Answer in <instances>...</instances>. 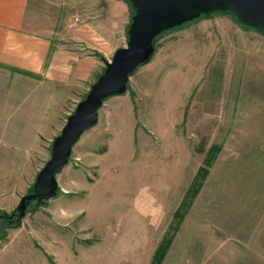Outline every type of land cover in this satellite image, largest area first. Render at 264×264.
Wrapping results in <instances>:
<instances>
[{
    "label": "rangeland",
    "instance_id": "374dc122",
    "mask_svg": "<svg viewBox=\"0 0 264 264\" xmlns=\"http://www.w3.org/2000/svg\"><path fill=\"white\" fill-rule=\"evenodd\" d=\"M89 2L30 0L26 27L46 36L66 33L71 23H77L75 16L79 8L88 7ZM161 44L162 52L158 53ZM156 48L153 57L172 52L179 58L191 57L193 76H131L126 92L134 109L142 113L135 140L128 148V159L124 156L115 162L109 160L110 156L106 163L115 162L116 168L107 167L100 176L91 173L93 178L89 181L95 191L88 196L84 193L67 198L60 196L39 206L29 202L26 206L29 211L20 220L19 228L4 230L6 237L8 234L10 237L7 248L6 237L0 239V247L5 248L0 252V264H49L47 258L51 257L56 264H90L96 247L104 253L106 247L119 248L121 243H126L125 239L112 237L111 232L122 234L126 223L121 224L120 218L128 214L131 220L137 207L142 208L139 205L142 202L151 206L146 211H150L149 220L155 216L158 223L154 227L167 229L159 246L163 239L173 238L174 228L180 225L181 221L171 218V213L184 214L185 206L191 202L196 207L193 212L200 216V204L204 202L246 200L264 195L254 194L264 191V37L241 27L225 13L216 14L210 20L198 19L164 34L156 42ZM167 85H171L169 89ZM180 91L183 93L179 94ZM108 102L116 106L121 103ZM212 146L216 147V154L206 168L205 179L198 180L201 183L198 193L192 197L191 185L198 170L204 167ZM51 147L52 144L48 159L39 162L37 169H31V181H35L50 159ZM68 165L73 170L82 168L81 159L74 153ZM4 180L0 178V210L15 214L16 218L21 197L31 193L34 183L29 190L7 194L3 191L5 184L12 183L19 189L21 178H9L5 183ZM102 186H108L110 191L101 192ZM64 199L77 203L74 213L57 214ZM72 206L67 211H73ZM214 208L211 210L217 211ZM169 220L171 223L167 226ZM5 224L0 223V232ZM128 227L130 231L132 227L135 229L136 220ZM151 229V224L145 227V252L157 242V238L152 240ZM127 243L131 260L137 249L140 251L142 242L130 235ZM43 252L48 254L47 258Z\"/></svg>",
    "mask_w": 264,
    "mask_h": 264
},
{
    "label": "crops",
    "instance_id": "0c3cea01",
    "mask_svg": "<svg viewBox=\"0 0 264 264\" xmlns=\"http://www.w3.org/2000/svg\"><path fill=\"white\" fill-rule=\"evenodd\" d=\"M89 1L88 7L79 8L77 23L67 25L66 33L46 36L26 27L30 0H0V178L5 183L9 178L20 177L22 184L18 189L6 183L3 191L7 194L31 188V169H37L39 162L48 159L49 147L73 106L103 73L105 63L115 51L126 46L132 15L130 4L126 0ZM161 46L158 53L162 52ZM153 56L131 76H193L191 57L179 58L174 52L160 58ZM111 100L121 103L109 105ZM141 113L134 109L127 92L107 98L98 111L96 125L84 132L72 149L81 159L82 168L73 170L67 164L56 175L59 193L54 199L92 194L95 186L89 181L93 178L91 173L100 176L107 167L116 168L115 162L124 156L128 159ZM110 156L109 160L115 161L112 165L106 163ZM102 187L101 192L110 191L108 186ZM233 191L237 192V188ZM258 193L264 191L254 192ZM250 199L201 203L200 216L193 212L196 207L191 202L160 264H264V195ZM70 205L73 211H67ZM139 205L142 208L137 207L133 219L128 214L120 218L121 224L126 223L122 234L111 232L112 237L125 239L126 243L119 248L106 247L104 253L96 247L90 264H151L167 229H156L155 216L149 220L151 214L146 211L151 206L145 202ZM76 206L77 203L64 199L57 214L74 213ZM213 207L217 211L211 210ZM135 220L137 227L130 231L128 226ZM170 223L171 220L167 226ZM149 224L154 233L152 240L157 238V242L145 252V227ZM130 235L142 242L131 260L127 243ZM9 237L8 234L4 242L6 248ZM4 249L2 245L0 252ZM43 254L48 257L46 252ZM58 260L60 252L56 255Z\"/></svg>",
    "mask_w": 264,
    "mask_h": 264
},
{
    "label": "water",
    "instance_id": "95a60500",
    "mask_svg": "<svg viewBox=\"0 0 264 264\" xmlns=\"http://www.w3.org/2000/svg\"><path fill=\"white\" fill-rule=\"evenodd\" d=\"M132 10L127 43L105 63L103 74L76 106L60 134L54 139L50 159L39 171L32 192L22 196L18 217L23 218L31 201L51 200L58 195L56 175L68 164L72 149L82 134L97 123L103 102L126 92L129 77L154 54L153 40L163 32L191 23L200 17L230 13L236 21L264 37V0H126Z\"/></svg>",
    "mask_w": 264,
    "mask_h": 264
},
{
    "label": "trees",
    "instance_id": "16d2710c",
    "mask_svg": "<svg viewBox=\"0 0 264 264\" xmlns=\"http://www.w3.org/2000/svg\"><path fill=\"white\" fill-rule=\"evenodd\" d=\"M131 10H132V8H131ZM133 11V10H132ZM217 14H225V13H217ZM227 14H230V13H227ZM133 15V14H132ZM214 15H216V14H214ZM213 15V16H214ZM231 15V14H230ZM232 16V15H231ZM132 17V16H131ZM233 17V16H232ZM201 18H203V17H200L199 19H201ZM234 18V17H233ZM235 19V18H234ZM198 20V19H197ZM197 20H195V21H197ZM236 20V19H235ZM194 22V21H193ZM192 23V22H191ZM238 23V22H237ZM187 24H190V23H187ZM187 24H184V25H182V26H180V27H177V28H173L172 30H169V31H166V32H163L162 34H160L159 36H157L154 40H153V46H154V52H155V46H156V42L158 41V39L160 38V37H162L164 34H166V33H169V32H171V31H173V30H176V29H178V28H181V27H183V26H185V25H187ZM240 26L241 27H244V28H248V29H251V28H249V27H246V26H244V25H241L240 24ZM151 60V59H150ZM149 60V61H150ZM148 61V62H149ZM148 62H146V63H144L143 65H145V64H147ZM140 66H142V65H140ZM139 66V67H140ZM136 71V70H135ZM134 71V72H135ZM127 89V88H126ZM216 151H217V149H216V147H211L210 148V150L208 151V153H207V157H206V159L204 160V167H202V168H200L199 170H198V172H197V175H196V180L192 183V188H191V190H190V194L192 195V197L196 194V193H198V190H199V188H200V186H201V183L198 181V180H203V179H205V175H207V169L206 168H209V166H210V161L213 159V157H214V155L216 154ZM30 192H32V189H31V191ZM58 193H59V189H58ZM48 200H42V201H34L35 202V205H40V204H43V203H45V202H47ZM32 202V201H31ZM191 204V203H190ZM189 204V205H190ZM185 205V203L183 204V206ZM189 205L187 204L185 207H186V209H187V207H189ZM39 209V208H38ZM28 212L29 210H25V212ZM15 214H7L6 212H4V211H2V210H0V223L1 224H4V223H6L5 224V226H4V229L2 230V232H0V239H4L5 237H6V231H4L5 229H11V228H16V227H18L19 228V225H20V220L22 219V218H19L18 217V214H17V217L15 218V216H14ZM183 215L184 214H181V212L180 211H177V212H175V214H174V217L176 218V220H179V221H181V219L183 218ZM175 230H177V228H174V231ZM171 240H172V237L170 236L168 239H163V241L161 242V244L158 246V248L156 249V251H155V253H154V255H153V259H152V262H151V264H160L161 263V261L163 260V258H164V255H165V253H166V251H167V249H168V247H169V245H170V243H171ZM48 260H49V262H50V264H55L54 262H53V260L51 259V258H48Z\"/></svg>",
    "mask_w": 264,
    "mask_h": 264
},
{
    "label": "built area",
    "instance_id": "2783aa9c",
    "mask_svg": "<svg viewBox=\"0 0 264 264\" xmlns=\"http://www.w3.org/2000/svg\"><path fill=\"white\" fill-rule=\"evenodd\" d=\"M75 161H78V160H75Z\"/></svg>",
    "mask_w": 264,
    "mask_h": 264
}]
</instances>
